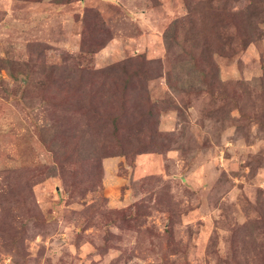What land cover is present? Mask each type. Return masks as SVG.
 <instances>
[{"label": "rangeland", "instance_id": "1", "mask_svg": "<svg viewBox=\"0 0 264 264\" xmlns=\"http://www.w3.org/2000/svg\"><path fill=\"white\" fill-rule=\"evenodd\" d=\"M0 264H264V0H0Z\"/></svg>", "mask_w": 264, "mask_h": 264}, {"label": "trees", "instance_id": "2", "mask_svg": "<svg viewBox=\"0 0 264 264\" xmlns=\"http://www.w3.org/2000/svg\"><path fill=\"white\" fill-rule=\"evenodd\" d=\"M94 86H96L97 84H93ZM105 113H107V112H105ZM114 114V113H113ZM105 118L106 119H108V120H110L111 121V123L113 124V126H115L116 128H115V131H114V134L115 135H119V128H118V125H119V122H120V119H121V117L120 116H117V117H115V116H113L112 114H106V116H105Z\"/></svg>", "mask_w": 264, "mask_h": 264}]
</instances>
